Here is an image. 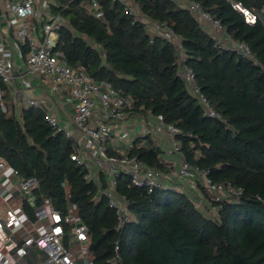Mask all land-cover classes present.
I'll return each instance as SVG.
<instances>
[{"label":"trees","instance_id":"1","mask_svg":"<svg viewBox=\"0 0 264 264\" xmlns=\"http://www.w3.org/2000/svg\"><path fill=\"white\" fill-rule=\"evenodd\" d=\"M51 0L50 11L63 19L56 47L67 63L82 67L96 81H105L132 99L131 113L161 115L179 130L174 140L185 161L207 171L213 182H229L241 193L211 200L214 215L197 209L183 191L136 186L129 175L115 177V192L125 197L130 220L116 229V215L97 185L87 182L86 170L70 159L72 143L47 124L44 114L25 107L14 112L7 86L0 80V156L22 178L35 177L37 203L41 195L66 213L75 208L89 235L91 264H264V0H193L217 19L234 40L245 42L253 59L219 47L189 11L172 0ZM256 13L247 23L232 6ZM195 84L220 117L208 116L177 75V46ZM1 104V102H0ZM145 147L133 141L130 155L160 171L170 168L151 138ZM112 154V153H110ZM100 186L105 177L99 174ZM201 191L210 196L204 188ZM95 196L97 198H95ZM30 214V207L24 204Z\"/></svg>","mask_w":264,"mask_h":264},{"label":"built area","instance_id":"2","mask_svg":"<svg viewBox=\"0 0 264 264\" xmlns=\"http://www.w3.org/2000/svg\"><path fill=\"white\" fill-rule=\"evenodd\" d=\"M123 1L128 4V0ZM172 1L187 9L198 21L200 28L211 35L219 47L235 51L245 59H253L249 46L243 41L232 39L220 22L205 12L198 2ZM45 6L47 13L44 19L35 7V0H21L11 8L19 21L14 34L19 45L25 48L23 72L29 78H21L22 73L16 74L9 57L0 54V80L7 86L12 96L17 116L20 115V101L23 97L26 107L40 110L48 125L70 139L74 149L70 159L86 170L85 179L97 185L98 194L108 198L109 207L115 211L117 230L130 220L125 197L115 192V177L121 173L129 175L133 185L146 186L148 191L153 188L181 190L193 200L195 207L207 216L216 212L211 200L237 197L241 193L240 188H234L229 182H213L207 178V171L190 166L173 138L179 130L165 123L161 115H152L150 112L145 116L132 114L133 102L130 97L120 95L105 81L94 80L82 67H71L62 50L56 47L57 40L52 37L63 25V19L58 14H50L48 2ZM232 6L243 13L245 22L254 23L255 12L241 7L239 3H232ZM88 7L94 10L95 15H101V8L95 0H91ZM126 9L137 17L135 5L129 3ZM149 25L155 32L166 33L177 46L179 54L177 75L185 84L186 90L197 99L208 116L220 117L195 84L192 71L185 66L178 37L155 23L149 22ZM36 86L42 88L45 98L56 105L65 122L59 120L43 98L27 92ZM0 102V109L4 112L6 107L2 103L1 90ZM148 119L152 121L153 130H161L168 135L169 154H177L180 157L176 174L149 167L137 156L130 155L135 139L140 138L136 143L137 148L145 147L146 139L142 137L149 135H145L144 128L149 124ZM139 123L143 125L142 130L130 141L129 131ZM119 142H124V145H120ZM169 166L174 168L173 163ZM6 169H11L17 181L15 187L19 192L20 205L18 209L8 207L0 211V264H91L87 256L89 235L75 208L69 204L67 212L62 213L53 205L51 199L44 195L40 196L37 203V198L33 194V190L38 186L35 177H20L0 156V173H4ZM100 172L105 177L104 188L100 186ZM174 178L180 183L184 181L196 188V196H192L185 186L177 187ZM198 178H201L202 188L210 195L209 197L194 183ZM198 199L207 207L200 208ZM24 204L30 207V214L25 212ZM118 249V245H115V255L110 260L111 264L119 262Z\"/></svg>","mask_w":264,"mask_h":264},{"label":"crops","instance_id":"3","mask_svg":"<svg viewBox=\"0 0 264 264\" xmlns=\"http://www.w3.org/2000/svg\"><path fill=\"white\" fill-rule=\"evenodd\" d=\"M21 0H0V54H4L12 61L14 66V72L16 74H23L21 78H29L28 75H24V54L25 48L17 42L15 39L14 30L18 24V19L13 15L11 8L20 2ZM50 3L51 0H35V7L39 11V15L44 19L46 17L47 8L45 3ZM50 14H53L49 11ZM52 37L56 41L58 39L57 34H53ZM34 84V83H33ZM21 85V83H20ZM30 95H35L36 97L43 98L45 104L51 107V110L57 114L59 120L63 123L65 122L64 117L61 112L58 113L56 105L52 104L45 98V94L42 88L39 86L33 87L27 91ZM58 102V99H57ZM151 119H148V125H145V135L146 137L152 139V141L158 145L162 150L161 158L167 164L168 167L170 163H173L174 169L178 168L180 157L177 154H169L168 150L170 147V140L168 135L164 131H155L152 129ZM135 124L131 131H129V140L132 141L137 135V126ZM128 141V139H127ZM125 143H127L125 141ZM124 145V142H123ZM169 163V164H168ZM175 183L179 181L174 178ZM16 179L11 173V169H6L4 173H0V211H4L8 207L13 209H18L20 205L19 192L15 187ZM180 183V182H179ZM178 187V184H177ZM180 189V188H179Z\"/></svg>","mask_w":264,"mask_h":264},{"label":"rangeland","instance_id":"4","mask_svg":"<svg viewBox=\"0 0 264 264\" xmlns=\"http://www.w3.org/2000/svg\"><path fill=\"white\" fill-rule=\"evenodd\" d=\"M129 3H130V2H128V4H129ZM9 98H10L9 100L12 101V96H10ZM25 107H26V104H25L24 98L22 97V98H21V101H20V109L25 108ZM142 127H143V125L139 123V125L137 126V132H138V133L142 130ZM144 128H145V126H144ZM119 143H120V145L123 146V142H119ZM177 169H178V168L174 169L173 167L170 166V170H169V172H174V174H176ZM200 179H201V178H198L197 180L194 181V183H196L197 188L199 187V189H200V191H201V189H202V185H201V180H200ZM177 184H178V186L183 187V188H184V186H185V187L189 190V192L192 193V196H196V194H197V190H196V188L194 189L193 187H191L190 185H188V184H187L186 182H184V181H182L181 183H177ZM204 199H205V198H204ZM198 200H199V199H198ZM195 202H196V201H195ZM205 202L208 204L207 201H205ZM198 206H199L200 208H206V207H207L206 205H203L202 202H201L200 200H199V202H198Z\"/></svg>","mask_w":264,"mask_h":264}]
</instances>
